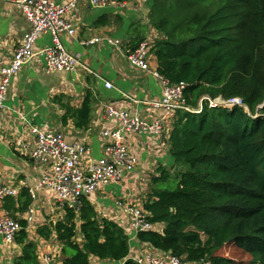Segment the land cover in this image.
Wrapping results in <instances>:
<instances>
[{"label":"trees","instance_id":"obj_1","mask_svg":"<svg viewBox=\"0 0 264 264\" xmlns=\"http://www.w3.org/2000/svg\"><path fill=\"white\" fill-rule=\"evenodd\" d=\"M149 20L161 34L151 47L157 71L173 84L184 83L187 105L195 110L202 103V110L176 112L170 169L183 164L188 169L171 174L158 168L160 176L152 178L143 203L155 228L138 232V238L190 263L264 264V0H153ZM143 40L134 41L131 51ZM232 98L243 105L209 102ZM90 104L88 95L74 109L80 128L90 124ZM173 174L176 188L156 186ZM64 211L54 228L61 264H91L93 256L141 264L131 256L126 229L99 214L88 196L79 208ZM20 222L18 262L40 264L27 223ZM52 232L49 225L39 229L45 238ZM229 244L249 255L248 263L219 253Z\"/></svg>","mask_w":264,"mask_h":264},{"label":"crops","instance_id":"obj_2","mask_svg":"<svg viewBox=\"0 0 264 264\" xmlns=\"http://www.w3.org/2000/svg\"><path fill=\"white\" fill-rule=\"evenodd\" d=\"M55 1L66 5L72 0ZM152 5L153 0H129L125 5L95 8L90 0H77L76 7L66 14L76 34L63 33L61 39L70 52L80 56L87 69L48 72L44 58L36 56L11 80L0 112V176L5 184L19 188V193L0 202V213L26 221L28 240L36 243L40 264H43L44 254H52L55 264H61L64 258L62 244L50 221L56 223L63 218L65 211L59 207L55 192L38 184L49 165L32 159L35 149L32 127L61 132L69 142L85 143L93 160L105 156L109 139L103 136V130L118 126L116 119L106 113L108 104L137 114L146 121L161 120L172 129L176 113L170 114L146 103L163 96L162 81L153 73L158 66L155 55L150 51V70L133 66L128 59L134 41L144 38L154 43L161 35L150 24ZM31 29L32 24L22 9L0 1V70L12 61L16 49ZM96 36L119 40V44L107 40L87 44ZM51 44L49 34L41 35L35 49ZM107 82L112 87H107ZM88 95L92 107L91 121L87 128H80L76 124L74 109L81 108ZM125 140L130 153L137 158L135 170L118 183L106 185L88 197L99 214L126 229L132 258L146 253L165 255V252L154 250L139 240L133 229V216L120 204L130 201L134 206L143 207L152 178L160 176L158 168L164 166L169 170L174 163L169 143L159 135L146 132L130 133ZM84 165H88L86 160ZM114 186H117V192ZM29 199L31 202L25 207ZM29 208L33 209L31 222L26 218ZM47 225L53 230L50 238L39 233V229H46ZM82 240L79 234L78 241ZM22 247L17 238L9 243L0 235V264H19ZM90 261L91 264H123V261L102 260L94 256Z\"/></svg>","mask_w":264,"mask_h":264},{"label":"built area","instance_id":"obj_3","mask_svg":"<svg viewBox=\"0 0 264 264\" xmlns=\"http://www.w3.org/2000/svg\"><path fill=\"white\" fill-rule=\"evenodd\" d=\"M7 1L22 9L32 24V29L25 34L22 44L16 49L12 61L0 70V112L4 107L8 87L12 78L19 73L22 67L36 56H42L48 72L74 71L85 68L78 54L70 52L62 42L63 33L74 36L76 30L73 24L67 20L66 14L76 7L77 0H72L66 5L55 0H0ZM95 8L107 5H125L127 2L115 0H90ZM49 34L52 44L40 50L35 49L36 41L41 35ZM107 40L112 44H119V40L110 37L96 36L87 44L95 45ZM153 42L146 39L128 54V59L133 66L144 70H150L149 53ZM163 84V96L159 100L146 102L154 108H163L170 114L178 110L200 112L202 103L195 110L191 109L184 96L185 84H173L158 71L153 70ZM107 87L112 84L105 83ZM210 105L225 104L227 106L243 105L241 99L232 98L227 101L210 99ZM106 113L114 117L118 123L115 129L103 130V136L109 139L105 147V156L93 160L89 147L82 142H69L63 133L54 132L33 126L31 131L35 136V149L32 159L36 163H46L49 169L39 181L40 186L51 188L56 195L57 203L61 209L79 208L81 198L102 189L111 183H118L127 173H132L137 164V158L130 153L126 136L130 133H142L159 135L168 143L172 129L161 120L153 122L141 119L137 114L121 109L115 105H106ZM84 160L88 162L87 167ZM19 193V188L5 184L0 176V202L8 196L14 197ZM122 208L133 216V229L138 234L140 231L152 230L155 225L146 219L147 213L143 207L134 206L130 201L120 204ZM28 222L33 219V209H28ZM22 229L19 219H15L6 213H0V235L6 242H14L17 234ZM141 264H212L210 261L197 263L186 262L183 257L166 253L154 255L146 253L133 258ZM43 264H55L52 254H44Z\"/></svg>","mask_w":264,"mask_h":264},{"label":"rangeland","instance_id":"obj_4","mask_svg":"<svg viewBox=\"0 0 264 264\" xmlns=\"http://www.w3.org/2000/svg\"><path fill=\"white\" fill-rule=\"evenodd\" d=\"M179 170H186L188 169V166L183 164L181 166L178 167ZM178 168H172L171 170L176 173L178 171ZM177 178L176 176L173 174L172 177L167 180V181H160L159 183L156 184L157 187H169L171 189H174L176 188L177 186ZM151 185V183H150ZM115 187V186H114ZM115 192L118 191V188L117 186L115 187L114 189ZM220 254L222 255H225L227 257H232V258H235L237 260H240V261H244V263H248V261L250 260V256L245 254L242 249H240L239 247H237L236 245H233V244H229L227 246H225L223 249H221L219 251Z\"/></svg>","mask_w":264,"mask_h":264},{"label":"water","instance_id":"obj_5","mask_svg":"<svg viewBox=\"0 0 264 264\" xmlns=\"http://www.w3.org/2000/svg\"><path fill=\"white\" fill-rule=\"evenodd\" d=\"M262 106V105H261ZM55 221L54 220H52V221H50V225L53 227V228H55Z\"/></svg>","mask_w":264,"mask_h":264}]
</instances>
